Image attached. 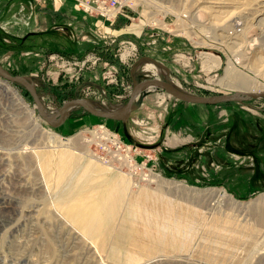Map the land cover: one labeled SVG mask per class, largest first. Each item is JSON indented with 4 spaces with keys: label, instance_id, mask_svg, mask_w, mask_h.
<instances>
[{
    "label": "rangeland",
    "instance_id": "obj_1",
    "mask_svg": "<svg viewBox=\"0 0 264 264\" xmlns=\"http://www.w3.org/2000/svg\"><path fill=\"white\" fill-rule=\"evenodd\" d=\"M191 1L199 0H189V7L193 4ZM206 1L200 0L198 5L207 4ZM229 1L234 4L217 7L223 9L218 17L234 10L233 15L240 16L245 23L253 22V27L245 33L247 41L255 38L258 43L264 42V20L256 23L258 16L262 17L256 15V0H245L244 4V0ZM47 5V0H0V64L12 74L30 76L42 106L50 114L63 102L75 98H86L98 109L112 111L122 107L133 80L155 78L147 68L154 63L166 71L161 80L171 81L185 93L207 97L232 93L236 89L252 91L254 87H242L234 78L228 77V84H220V79H225L227 70L247 78L255 77L254 70L260 69L259 63H263L258 57L250 58L249 53H245L249 58H243L236 51L242 60L233 66L228 59L235 58V52L229 45H207L213 38L203 27H198L197 32L188 30V37L156 33L152 36L154 43L142 48L145 51H139L138 57L121 62L117 50L85 48L83 41H90L83 40V35L86 33L90 38L92 32L87 31L85 15L74 0H65L57 6ZM236 5L241 6L239 9L244 7L243 11L235 12ZM129 15L132 17L131 13ZM212 15L203 20L209 21ZM233 21H226V26ZM233 32L234 25H228L225 37L229 39L235 35ZM22 37L27 40L23 42ZM108 53H116V56ZM206 53L218 56L221 64L213 63ZM263 56L264 51L261 59ZM90 71L95 72L89 79L86 75ZM257 79L264 82V74L259 73ZM6 84L0 77V264H112L93 244L100 234L107 238V232L111 239L108 255L113 261L211 264L188 253H175L189 247L198 222L203 230L199 254L207 261L237 263L243 259L239 264H264V97L217 105L196 104L178 100L156 87L143 95L142 103L132 113L133 118H138L134 123L141 126L134 130L130 120L122 123L103 119L75 106L67 112L72 118L63 127L67 124L76 128L71 135H77L72 142L78 147L86 143L80 138L92 141L90 149L103 158L96 160L81 153L82 148L54 150L46 147L45 134L48 131L59 134L58 125L40 117L32 97L22 85L7 84L17 90L23 104L11 96ZM31 110L43 129L34 126ZM83 115L87 117L83 119ZM76 116L82 118L75 120ZM178 116L183 118L182 124L188 125V132L196 135L193 141H181L174 131L166 136L164 128L163 133L162 128L158 129L160 135L156 141L141 138L154 132L145 126L144 119L154 117L162 122L164 119L173 121ZM85 123L90 125L82 126ZM99 125L117 134L120 147L115 149L117 144L105 139V135L97 139L99 136L91 129ZM81 130L83 134L78 133ZM25 145L34 146V151L30 148L23 151ZM182 150L188 153L187 159L183 158ZM160 151L167 154L162 156ZM126 155L132 160L122 158ZM157 157H162L163 163L171 161L162 176L199 190L200 196L198 194L194 201L184 198L173 204L162 189L169 185L172 191L181 187L164 177L157 183L148 175L150 172L159 174L162 165L152 163L154 159L159 161ZM180 162L182 168H179ZM91 163L95 167H89ZM187 165L193 168L190 181L185 177L187 173H183V178L177 176V169L181 171ZM224 166L241 176L242 189L237 192L243 193L239 200L246 203L225 197L220 193L221 185L209 181V172ZM88 168H94L93 172H87ZM156 186L153 190L149 188ZM155 195L156 200H147L148 196ZM136 198L139 205L134 203ZM150 200L156 201L165 212L164 218H158L160 228L157 229L141 225L142 209ZM226 200L234 201L233 206L240 213L244 211L241 217L248 221H237L228 212L219 218L218 210L231 206ZM191 201L193 205L189 204ZM116 208V216L118 212L119 216L115 224L108 225V222L106 226V221L114 218ZM93 209H100L94 220L103 223L105 233L102 230L88 234L83 229ZM140 257L146 259L138 261Z\"/></svg>",
    "mask_w": 264,
    "mask_h": 264
},
{
    "label": "bare ground",
    "instance_id": "obj_2",
    "mask_svg": "<svg viewBox=\"0 0 264 264\" xmlns=\"http://www.w3.org/2000/svg\"><path fill=\"white\" fill-rule=\"evenodd\" d=\"M74 1L79 5V7L83 11V0H74ZM131 1L133 2V4L131 6H126L125 7V10H127V13H131L132 14V17L130 18V22H137V23H140L143 26L149 28L151 30V33H152L153 36H154V34L161 32V33H166V34H169V35H172V36H176V37H179V36L180 37H186V36L188 37L189 36L188 34H190V31L192 32V30H194V31L197 32L198 31V27H203L204 29H207L206 31H209L211 33V38L214 39V40L212 39L211 42H209V44L207 43V45H212L211 43H214V44L218 45V47L219 46H227V45H229L228 48H231V50L235 52V54H234L235 58L228 59V62L231 63L233 66H235L236 63H239L240 60H242L241 55L239 53H236V51L240 52L242 54L243 58L244 57L249 58V56H245V53H249L251 55L250 58H254V57H258V59L260 58V60L263 61L262 64L259 63L260 69H259V67L256 68L255 70L253 68V70L255 71V77L252 76L250 78H247V77H245L243 75H239L237 73H234V72H231V71L227 70V72L225 73V76H224L225 79H222V80L220 79V84L221 83L228 84L229 83V81H228L229 79H227V78L229 77V78H234L237 81V83L240 86H242V87H246V88L254 87V88H252L251 92H257V91L264 90V82H261L260 80L257 79V76H258L259 73H263L264 74V56L261 59V52L264 51V42L261 41L262 43H260V42L258 43V42H256L255 38L250 39L249 41H247V37H246V34H245V33L248 32L249 28L253 27L252 26L253 22L249 23L250 25L248 24V22L245 23V21L241 20L240 16H234L235 15L233 13L234 10H232V12L230 11V14H228L226 16L223 15L224 17L223 16L222 17H218L219 13L223 12V9L219 10L220 8H217V7L224 6V4H228V5L229 4H234V3H232V1L228 0L229 1L228 2V1H225V0H207L206 1L207 4H204L202 6L198 5L200 0L199 1H194V3H193V1H191V3H193V4L191 5V7H189V5H187L189 0H176L177 4H178L177 10H174V9H171V8L167 7L166 6L167 2H165L164 0H131ZM169 1H170V3L172 5L175 2V0H169ZM38 2H44V0H39ZM244 3H245V0L243 1V4ZM237 4H239V3H237ZM240 7H241L240 5H236V8L238 10H236L235 12H238L240 10L243 11L244 7L239 9ZM255 8H256V10L258 9L256 15H262V17L258 16V19H257V22H256L258 24L260 21L264 20V0H256V7ZM89 9H90L89 11H91L92 14H94V15H91V14H88V13H86V14H88V15L94 17V18H98V19L102 20L103 22L107 21L105 18H103L104 17L103 14H100V11H102V7H101V5L99 3L98 4L97 3L93 4V6H91ZM89 11H87V12H89ZM109 11H111V10H109ZM211 13L213 15L209 18L210 19L209 21L208 20L207 21L203 20V19H208L207 15H209ZM101 16H103V17H101ZM231 17H233V18H231ZM235 17L239 18V20L241 22L237 21L238 19H235ZM192 18L196 19V22H194ZM230 18L233 19L234 21L231 22V23L228 22L229 23L228 25H234L236 33L233 32L235 35L229 36V39H230L229 40V39H227L225 37L224 33L227 30V26H228V25L226 26V21H230L231 20ZM242 24H243V31H242ZM188 30H190V31H188ZM229 35H231V33ZM222 38H226V39L222 40ZM257 40H259V39H257ZM206 56L209 57V60H212L213 63L214 62H216V64L219 63L218 56H215V55L210 54V53H206ZM151 59L154 60L153 58H151ZM206 60H208V59H206ZM144 61L145 60H142L143 63H144ZM137 67H140V65H138ZM147 68L152 70V73L155 74L154 77L156 79H160L161 80L163 75L166 73V71H165V69L163 67H161V66H159V65H157L155 63H154V66H148L147 65ZM228 72H229V75H228ZM165 81L168 82L173 87H175L176 89L180 90V88L177 87V85H175L171 81H167V80H165ZM7 84H6V88L10 91L11 96H13L15 98V100H19V103L23 104L24 101H23L21 95L17 92L16 89L10 88V86L7 85ZM259 86H261L263 89L261 87L259 88ZM154 88H156L155 85L148 86V87L144 88L141 91V93L139 94V96L142 93L146 94L147 91L152 90ZM257 88H259V89H257ZM236 90H239V89H236ZM236 90H234V91H236ZM243 91H246V90H243ZM139 96H138V98H139ZM142 99H143V96H142ZM142 99H141V103H142ZM73 107H75V106L73 105V106L67 107L63 114H61L59 116H56L54 120H51L52 121L51 124H53V125L61 124L62 121H64L67 118V116H68L67 112ZM120 109H121V106L119 108L117 107V109L112 110V112H118ZM42 110H43L44 114H46L47 116H52V115H54L56 113V111L54 113H51V114L47 113V111L44 108V106H43ZM102 110H104V109H102ZM107 111H111V110H107ZM30 113H31V116H32L33 121H34L33 122L34 126L37 129H39V128L43 129V127L35 120V117L33 115V111L32 110L30 111ZM131 114H132V112L130 113V115ZM130 115H129V117H130ZM129 117L126 120H128ZM91 130L95 131V136H99V137H97V139H101V137H103V135H105L106 136L105 139H107V140L111 139V142L113 141L114 144L115 143L117 144V145L115 144L116 145L115 149H117V147H120V144H118L117 134L114 131H110L109 129H107L105 127H102L100 125L98 127L94 128V129H91ZM78 133L83 134V130L79 131ZM76 136L77 135L62 136V135H60V134H58L56 132H50L49 133V131H48L45 134V143H46V145L45 144L44 145L46 147H52L54 150H61V149L63 150V149L74 148V147L75 148H79V150H80L82 148L83 150L81 151V153H83V154L85 153L88 157H90V159H91V157L93 159H96V160L103 159L102 157L96 155L90 149L89 145H90V143L92 141L90 142L89 139H83V138L81 139L80 138V140H85L86 141L84 147H83V145L78 147L76 145V143H73L72 141H74V139H76ZM23 148H24L23 151H27L28 148L33 149V151H34L35 147L34 146H26L25 145ZM53 149H51V150H53ZM74 151H76V150H74ZM128 152H127V154H128ZM73 153H74L73 155H79V154H77L75 152H73ZM119 154H122V153H119ZM124 154H125V152H124ZM122 158L127 159L128 162L132 160L129 155H126V157H122ZM112 159H110V160H112ZM108 160H109V158H108ZM107 162H109V161H107ZM110 166H112V165L110 164ZM89 167H95V166L91 163V165ZM119 167H118V169H119ZM122 167H124V166H122ZM116 168H117V166H116ZM93 169L94 168H90V169L88 168V169H86V171L91 173V172H93ZM148 175H149V177L151 179H153L157 183L161 182L162 179H164L160 174H156V173H153V172H150V174L148 173ZM128 177H130V175ZM174 183H176V185H180L179 182H177V181L174 182ZM86 184H88V183L86 182ZM104 184H105V182H104ZM100 185H102V184H100ZM82 187H83V185H82ZM169 187H170V185H169ZM206 190L211 191V189H206ZM101 193H103V191H101ZM160 193H161V191H160ZM220 193H222L225 197L227 196L230 199H233V197L231 195H229V193L224 192V189H220ZM203 195L201 197H203ZM157 197L158 196H156V195L152 196V197L148 196L147 200H149L150 198L156 200ZM134 203H135V205H139V203H140L139 198H136L134 200ZM156 203H157L156 201L150 200V203H147L146 208L145 207L143 209L141 208L142 209V213L141 214L143 215V216H141L142 217L141 225L142 224L147 225V227L149 229L160 228V225L157 223L158 218L161 217L162 215L164 216V214H165V212L163 210H161V207L159 205H156ZM99 210L98 209H93V211H91V215L88 217L87 221L85 222V225H82L83 229L88 234L89 233L91 234L92 231L94 233H98V232H101L102 230L105 233V229L106 228L102 225L103 223H97L94 220V217L99 212ZM85 212H87V210H85ZM163 216H162V218H164ZM155 218L157 220H154ZM108 222H109V220L106 221V226H107Z\"/></svg>",
    "mask_w": 264,
    "mask_h": 264
},
{
    "label": "crops",
    "instance_id": "obj_3",
    "mask_svg": "<svg viewBox=\"0 0 264 264\" xmlns=\"http://www.w3.org/2000/svg\"><path fill=\"white\" fill-rule=\"evenodd\" d=\"M64 2H65V0H47V4H48L47 7L50 4L57 6V5H60ZM44 5L46 6V3ZM83 14L85 15V16H83L84 22L87 24L86 29H88L87 31L92 32V36L90 38H88V35L86 33H85L86 36L83 35V40L85 39V40L90 41V43H88L87 41H83V45L85 46V48H90V47L92 48V47L97 46L98 48H100V50H103L105 52H107V51L113 52L114 50H117L119 52L118 53L119 58L122 59L121 62H124L123 60L128 61V60L133 59L134 57H138L139 51H141V52L145 51V50H142V48H144V47L146 48V46L150 45L151 42L154 43V41H155L154 38L152 37L153 35H152L151 30L149 28H147V27H145L142 24L137 23V22H130L131 17L129 15V13L124 12L122 14H117V15H115V17L112 21H104V22L102 20H100L98 18H94V17H92V16H90L84 12H83ZM83 33H84V31H83ZM22 39H23V42L25 40H27L26 37H22ZM122 44H124V45L121 46ZM114 47H117V49ZM152 50L155 51V49H152ZM110 54H112V53H108V55H110ZM115 54L113 53L112 55L116 56ZM22 60L24 61L25 59H22ZM220 62L221 61L219 60V64H221ZM214 63L216 64V62H214ZM94 72L90 71V74L86 75L87 76L86 78L90 79ZM30 75H33V74H30ZM102 76H105L104 72L102 73ZM179 106H181V105H179ZM86 117H87V115H83V119H85ZM131 117H132V114L130 115L127 122L130 120V122L134 123L136 121V119H138V118H133V117L131 118ZM69 118H72V117L69 115L64 121H62L61 124L58 125L57 130H58L59 134L67 136V135L73 134L76 131V128H71L67 124H66V126L63 127L64 123H66ZM73 118L75 120H77V119L79 120L82 117L76 116V118L75 117H73ZM144 120L146 121L145 126H149L151 128V130L153 129L154 132H151L148 135H144L145 137H141L143 140H150V141L158 140L159 135H160L158 129H160V128H162L161 133H163V131H164L163 128L165 129V131H167L166 136H168V134H170V133H173V131H174L175 133H173V134L175 136L179 135V137L181 138V141H183V140L185 142H188L191 140L193 141L196 137L195 134L188 132V129H189L188 125L182 124L183 118L179 117V116H178V118H176L173 121H171L169 119H166V120L164 119L162 122L161 121L158 122V121H156V118H154V117L150 118V119L148 118L147 120L144 119ZM121 122L124 123L125 121H121ZM86 125H90V124L85 123L82 126H86ZM175 126H178V127L174 128ZM131 129L132 130L141 129V126L138 124V122H136V123H134V128H133V125H131ZM174 129H176V130H174ZM64 131H66V132H64ZM182 152H183L182 153L183 158L184 157L186 158V155H188V153L185 150H182ZM159 154L164 156V154H167V151L166 152L160 151ZM157 159H158V157H157ZM158 160L159 161L154 159L152 163L156 166L158 163L160 165H162L159 168V174L162 176L163 174H165V172H166L165 170H167L169 168L168 165L171 163V161H168L167 163H163L162 157ZM180 163L181 164L179 165V168H182L181 165H183V164H182V162H180ZM226 167L227 166H224V168H222L218 171L217 170H211L209 172V174H210V177L208 178L209 181L214 180L216 184L221 185L222 189H224V191L229 193V195H231L234 200H237L238 203L239 202H245L246 203V201L239 200V198L242 197L243 193L241 194V193L237 192V191L242 189L241 183L239 182L241 176L238 173L234 174L230 169H226ZM183 173H187V175L185 177L188 181L193 180V177H191L192 179L189 178V174H193V168L190 165H187L186 168L181 169V171L177 169V176H179L180 178H183ZM162 177H164V176H162ZM52 178L54 181V177H52ZM165 179L169 180V181H175V182L177 181V180H173V179H167V178H165ZM195 179L197 180L196 177H195ZM177 182H179V184H180L179 185V187H181L180 189H174L173 191L171 190V188L168 189L169 187L162 189V191L165 192V194L169 195V198L171 199V202L173 204H176V203L178 204L179 201L181 199H184V198L194 201L198 197L197 195L198 194L200 195L199 190H197L193 187H190L188 185H185L181 181H177ZM238 184H240V185H238ZM182 187L187 189V191L189 190V192H186L185 190H183L184 188L182 189ZM149 188L151 190H153V189L157 188V186L156 187H149ZM227 190H229V192ZM195 192H198V193H195ZM192 201L189 204L193 205L194 203ZM226 201H228L231 206L230 207L225 206L222 211H221V209L218 210V217L219 218L222 219L223 213L228 212L229 214H232L236 220L238 219L237 221H239V219L242 221H248V220L241 217V214L244 213V211L240 213V211L236 210V208H235L236 206H233L234 201L233 202L230 200H226ZM245 212H247V211H245ZM116 213H117V208H116V212L113 216L114 218H111L109 220L108 225L113 224V222L115 224V219L117 216H119V212H118L117 216H116ZM208 218H210V216H208ZM105 220H107V219H105ZM251 224L254 226L253 223H251ZM199 226H200V222L197 223L196 227H198V228L196 230V233L194 234L192 241L189 244V247H187L186 249H183V250H175V253H188V255H194L196 258L201 259V261H206V262L211 263V264H239L240 262L243 261V259H242L240 262H237V263L233 262V261H230L228 263H225V262L221 263V262H217V260L207 261L206 259H204L203 256L199 254V245L201 242L202 231H203V230H200L202 228ZM108 233L109 232H107V238L100 234L99 239L96 238L95 240H93V244L95 245V247L99 250V252H103L105 254L106 258L108 259V261H110L112 264H131L129 262V260H123L122 261V259H121V261L120 260L119 261H113L109 258L108 251L110 249L109 244L111 243V239L108 238L109 237ZM101 243H103V245ZM141 257H143V256H141ZM140 258L138 261H140V260L142 261L143 259H146V257L141 258V259ZM138 261L136 260L135 263H137ZM132 264H134V263H132Z\"/></svg>",
    "mask_w": 264,
    "mask_h": 264
},
{
    "label": "water",
    "instance_id": "obj_4",
    "mask_svg": "<svg viewBox=\"0 0 264 264\" xmlns=\"http://www.w3.org/2000/svg\"><path fill=\"white\" fill-rule=\"evenodd\" d=\"M0 77L5 81L10 83H16L22 85L32 97L35 108H37L38 114L41 118H43L48 123L52 122L56 116H59L64 113L65 109L69 106H78L84 109L89 114H92L97 117H101L103 119H112L117 121H125L131 112H133L136 108H138L139 104L141 103L142 96L145 93H142L140 96L139 94L141 91L148 87L155 85L156 87L162 89L163 91L167 92L169 95L173 96L174 98L189 102V103H196V104H208V105H217L220 103L226 102H245L246 100L258 97H264V90L251 92V91H243V90H236L232 93L227 94H219V95H212V96H198L185 93L181 90L176 89L168 82L156 78L145 79L142 81H134L132 83V89L129 93V97L125 103L121 107L118 112H112L107 110H102L95 108L92 106L91 102L86 98H75L62 103V106L56 111V113L52 116H47L44 114L42 108V102L37 95V90L35 87V83L30 76L27 75H15L10 73L7 69H4L3 66L0 64ZM139 96V98H138Z\"/></svg>",
    "mask_w": 264,
    "mask_h": 264
},
{
    "label": "built area",
    "instance_id": "obj_5",
    "mask_svg": "<svg viewBox=\"0 0 264 264\" xmlns=\"http://www.w3.org/2000/svg\"><path fill=\"white\" fill-rule=\"evenodd\" d=\"M39 1V0H37ZM167 2L166 6L177 10L178 4L177 1L175 0L174 4L172 5L169 0H164ZM99 3L102 7V11H100V14H103V18H105L107 21H112L117 14H122V13H127V10H125L126 6H131L133 2L131 0H83V11L84 13H88L91 15V11H89L90 7L93 6V4ZM182 9V8H181ZM111 10V11H109ZM183 10V9H182ZM89 11V12H87Z\"/></svg>",
    "mask_w": 264,
    "mask_h": 264
},
{
    "label": "trees",
    "instance_id": "obj_6",
    "mask_svg": "<svg viewBox=\"0 0 264 264\" xmlns=\"http://www.w3.org/2000/svg\"><path fill=\"white\" fill-rule=\"evenodd\" d=\"M115 121H117V120H115Z\"/></svg>",
    "mask_w": 264,
    "mask_h": 264
}]
</instances>
